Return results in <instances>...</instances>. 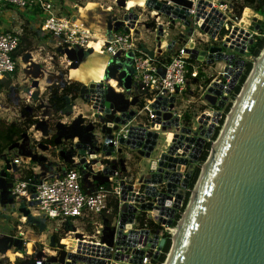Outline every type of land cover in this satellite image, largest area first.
Segmentation results:
<instances>
[{
    "label": "built area",
    "instance_id": "obj_1",
    "mask_svg": "<svg viewBox=\"0 0 264 264\" xmlns=\"http://www.w3.org/2000/svg\"><path fill=\"white\" fill-rule=\"evenodd\" d=\"M159 1L172 8L171 14H166L155 8L144 7V9L149 10L152 17L150 23H148V16L143 19V13L138 14L135 12L136 7L127 8L126 5L120 6L118 0H114L115 6L108 7L110 8V12L106 14V30L105 34L102 35V49L109 57L108 66L112 64L117 68L116 79L118 86L113 89L117 93L124 94L129 101L138 97V102L135 106L129 108V110L135 111L131 119L126 120L124 124L113 123L112 128L116 124H118V128L112 130L111 136L108 134L103 135L101 132L103 124L107 123H103L98 118V116H104L105 113L94 108L97 97H93L90 103L83 102L88 107L85 111L81 110L78 114L74 113L72 117L67 115L64 117L62 122L64 124H68L71 120L81 115L85 125L89 123L95 125V129L97 128L95 132L97 136L96 144L100 146V151L97 152L96 156L92 157L88 153L86 155L78 153V149L74 148V144L80 142L78 137H75L71 144L65 141L62 145H55L53 142V132H49L47 136H44L42 130L36 128L37 122L43 120V118H39L37 115L34 118L38 121L28 127L27 130H29L28 134L30 138L33 139L32 144L36 146V148L33 147L35 149L33 155H37V157L45 155L47 160L40 162L39 160H34L33 155L24 156L21 154L14 157L13 160L5 157L1 163L0 184L3 182L5 185H10V187L6 192L0 186V210L4 204L8 205L10 202L11 205L13 203L16 205L18 211L13 216L15 217L16 231L14 234L8 235L0 231V239L12 236L13 238L22 239L24 242V249L22 251L13 247L12 250L15 249L13 252L1 254V258L9 259L8 263H15L20 259V262L27 261L29 264H45L46 257H36V254L40 250L48 257L58 255L61 249L72 252L67 248L66 244L62 243L65 237H76V232L72 228H69L68 224L75 226L78 232L80 231L77 224H85L92 228L93 231L90 234L82 231L84 234L83 239L87 240V242L106 245L101 242L106 226L105 219L109 220L110 226L117 229L120 223L121 207L125 203L122 200L123 186L121 183L123 181L127 185H133V189L130 191V195L133 198L145 195L146 199L144 203L154 202V206L158 205L155 198L146 195L147 186H155L158 193H165L168 190L167 181L147 183L144 179L140 180L141 177L134 178L131 174L128 175L126 172L129 170H127V162L123 157L124 152L120 153L118 151L120 148L124 149L126 147L129 150L128 152H135L134 154L140 156L137 150H132L130 147L122 145L121 139L127 141L132 138V126L142 125L147 131L159 132L161 135L160 130L164 126L163 122L170 121L171 119L165 120L163 118L160 123H157L156 119L158 115L153 106L157 100L175 98L174 107L169 110L172 113V118H179V128L188 126L193 131H200L199 128L203 124L199 120L201 118L204 119V115L208 117L207 124H204L203 128L207 130L211 124H215L208 142L215 141L213 136L215 131L222 126L221 119L226 107L219 109L212 106L204 98V95L208 87L214 81H217L219 84H224L218 101L222 97L228 96L229 99L226 102V106L230 103L233 104L234 89L245 71L246 64L251 62L254 65L255 62L254 56L250 54V46L254 42L251 44L249 40L254 39L255 41L256 37L263 35L260 33L262 26L260 29L241 26L235 38L227 42V46L225 47L226 38L232 34L235 26L241 23L245 10L249 8L244 7L240 15L237 13L236 8L239 4H242L243 0H187L191 2V7L181 5L174 0ZM0 2L16 6L20 9L30 8L40 12L42 30L48 32L47 35L49 34V37L54 38L56 46L60 49L78 50L79 48H83L87 50L91 48V37L94 39V34H91L89 29H86L79 23L78 17L66 15L63 8L57 6L54 0H0ZM75 9L80 10V5L76 4ZM182 10H184L183 14L186 15V20L190 22L189 25L186 24V20L173 15L174 11L181 13ZM129 13L137 14L138 18L134 21L125 19V15ZM114 17L122 21L123 25L118 30L112 28L109 35L107 20ZM144 22L149 26L148 29L153 35L154 44L148 45L145 40L141 41L143 35L142 38L137 37L138 32L142 34L143 29L141 27H145ZM160 27H162L161 33ZM173 30H175L174 36H172ZM214 31H217L215 36L212 35ZM22 42L23 33L21 31H0V83L17 69L19 57H15L14 54L20 48ZM171 44L172 47H170ZM212 46H220L224 54H235V59H245V66L241 70L239 64L233 63L229 65L227 62H219L215 59L209 63L208 54H210ZM231 46H233L232 49H230ZM243 46L244 54L235 50L241 49ZM187 49L191 51L187 52ZM195 49L198 50V57L194 59L192 58V54ZM203 51L205 54L201 59L199 56H201V52ZM62 55L66 61V67L69 68L72 60L66 54L62 53ZM128 59H130L132 77L130 93L118 80L119 74L124 69L122 65L128 62ZM228 68H232L231 73H229ZM214 69L216 71L215 74L209 75V72L214 71ZM239 71L242 74L236 80L234 89L231 92H227L234 75ZM208 79L210 80L209 82H207ZM106 83L108 82L104 81L101 84L103 87H106ZM93 90L94 87L89 85L88 91L91 92ZM33 93L34 91L30 92L27 99L28 102L31 99L35 101ZM189 93H193L192 96L199 102L197 108L190 113L182 110V105ZM170 104L171 102H169ZM76 107L75 105L74 109ZM218 111L221 113L216 122L214 120L216 118L215 112ZM187 113L191 116L189 119L186 118ZM117 115H121V112H117ZM30 131H33V134ZM176 132L177 130L175 129ZM135 138L136 140H142L144 143L145 137L141 131H139ZM40 143L48 144L49 152L44 154ZM103 144L107 145L106 149H103ZM53 148L54 151H52ZM110 148L111 152L107 154ZM64 149L67 152H73L72 161L68 162L62 158L60 152ZM190 152L191 150L187 152V155ZM83 157L86 158L85 163L81 161ZM121 158L124 159V164H121ZM7 160H9L11 165H15L16 168L11 167L8 169ZM114 165H116L115 173L113 175L106 174L105 170L113 169ZM187 168V166H184L182 170V179L185 176ZM3 170L7 173L5 177L2 176ZM8 172L12 173V176L8 175ZM107 175L108 182H103L102 177ZM4 192L6 193L4 194ZM111 197H115L119 201L118 213L112 220L105 216V211L112 212V208L109 207ZM174 200L175 196H173L172 202ZM184 201L185 199L181 203L182 209ZM127 203L133 204L138 208L132 226L137 230H148L150 232L149 235L142 233L137 237L138 244L136 248L144 250L140 264H158L155 263V259L160 256L165 246L164 244L163 248L160 249V242L162 239L166 240V235H169L171 239L173 238L177 227V224H173L177 214L182 209L176 213L173 223L168 224L156 219L157 213L153 209H141L140 205L142 203L135 200H129ZM21 207L28 209L32 218L56 221L58 228L54 229L52 233L60 237L56 248L51 247L50 235L46 234L45 239L39 241L44 247L41 249L37 247L33 252H29L27 247L29 238L24 225L28 223L27 218L30 220V217L20 212ZM161 216L164 220L169 219L165 214ZM142 220L143 223H141ZM150 221L159 227L157 231H154L150 227ZM30 222L33 223L32 220ZM48 232H50V228ZM156 236L157 238H155ZM145 240L146 244L143 245ZM118 252L120 256L116 259L115 255ZM9 253H18L19 255L14 256V261H12ZM110 254L111 258L103 257L106 264H132L128 259H121V256L124 254L132 258L133 254L131 251H121L115 245L111 247ZM31 259H33V262H31Z\"/></svg>",
    "mask_w": 264,
    "mask_h": 264
},
{
    "label": "water",
    "instance_id": "obj_2",
    "mask_svg": "<svg viewBox=\"0 0 264 264\" xmlns=\"http://www.w3.org/2000/svg\"><path fill=\"white\" fill-rule=\"evenodd\" d=\"M174 1L186 7L192 5L187 0ZM118 4L125 6L126 1L118 0ZM147 6L171 14L172 8L159 0H148ZM183 12L184 10L181 13L174 11L173 15L186 20V15ZM137 18V14L134 13L125 15V19L132 21ZM189 23V20H186V24L189 25ZM261 24L262 21L259 20L251 29H260ZM122 25L123 22L116 17L108 18L109 35L112 28L118 30ZM161 32L162 27H160ZM47 33L45 32V34ZM216 33L217 31H214L212 35L215 36ZM249 42L252 44L254 39H250ZM224 46L226 47V44ZM232 48L233 46L230 47V49ZM235 50L244 54V46ZM60 51L72 60L70 68H76L92 49H60ZM189 51L191 50L187 49V52ZM197 54L198 50H193L192 58L198 57ZM204 54V51L201 52L199 57L202 59ZM214 59L219 62H227L229 65L239 64L241 70L246 64L245 59H235L233 53L224 54L220 46L210 48L208 62L211 63ZM254 60L251 73L239 95L233 98L232 107L214 142H208V138L213 132L215 124H211L207 130L203 128L209 119L205 115L203 116L204 119L199 120L203 124L199 128L200 131H193L188 126L179 128V118H172V113L169 110L174 107V97L157 100L153 105L158 115L157 123H160L163 118L165 120L171 119L163 122V127H173L177 130L170 144L161 145L159 143L160 133L147 131L142 125L131 127L132 138L130 140L121 139L122 145L137 150L140 157L146 159L149 164V169L140 180L144 179L147 183L167 181L168 190L165 193H158L155 186H147L146 195L155 198L158 203L157 206H154V202L144 203L145 195L133 198L130 195L133 185H127L123 181L121 183L123 186L122 200L125 203L121 207L120 223L117 229L110 226L109 220L105 219L106 226L101 242L106 245L88 242L78 247L82 249L81 252H67L61 249L58 255L49 257L40 250L36 257H46L45 264H106L104 258H111L110 249L116 245L117 249L131 251L133 254L132 258H129V255H122V260L128 259L132 264H140L144 250L136 248L137 237L142 233L149 235L150 232L148 230L140 231L132 226L138 208L127 203V201L135 200L142 203L141 209H153L157 213L156 219L172 224L176 213L182 209L181 203L185 199L187 191H191L189 201L177 222L171 249L162 264H264V49L259 57H254ZM122 66L124 69L119 74L118 80L130 93L132 87L130 59ZM228 71L231 73L232 68H228ZM116 72L117 68L114 65L108 66L106 79L116 78ZM241 74L239 71L234 75L227 92L234 89V84ZM223 85L214 81L204 95V98L212 106L219 109H224L229 99L228 96H225L218 101V97L222 94ZM39 86L40 82L34 80L33 87L38 88ZM91 87H94V90L89 92L87 89L86 93L87 86H82L80 99L82 102L90 103L93 97H97L94 108L105 113L104 116H98V118L103 123H107L103 124L101 132L103 135L111 136L112 130L118 128V124L112 128L114 122L124 124L135 114V111L129 110V108L137 104L138 97L129 101L124 94L117 93L112 86L103 87L101 83L92 84ZM33 98L38 99V92L33 93ZM66 101L67 106L62 113L65 115L74 110L70 96H66ZM169 102H171L170 105ZM117 112H121V115H117ZM220 113L219 111L215 112L216 118L214 120L216 122ZM108 123L110 124L108 125ZM36 128L41 129L44 136L50 132L47 121L44 119L37 122ZM55 128L57 130L53 140L55 145H62L65 141L71 144L72 140L78 137L80 142L74 144V148L78 149L79 154L86 155L88 153L95 157L100 151L99 144H96L95 132L97 128L95 129V125L92 123L85 125L81 115L68 124L57 122ZM139 131L145 137L144 143L135 138ZM23 137H28L27 133H24ZM208 143L211 144L209 155L202 162L201 156ZM14 144L15 147H18L20 143ZM40 145H42L40 146L42 151H49L48 145L44 143H40ZM106 148L107 145L103 144V149ZM12 149L13 146L10 147V150ZM189 150L191 152L187 155ZM118 151L122 153L124 149L120 148ZM110 152L111 148L107 154ZM60 154L68 162L72 161L71 157L74 155L73 152H67L65 149ZM33 159L45 162L47 157L45 155L38 157L33 155ZM81 161L85 163L86 158L83 157ZM120 161L121 164H124L123 158ZM184 166L188 168L182 179ZM198 166L201 167V172L191 190L190 182ZM11 167L16 168L7 160V168L10 169ZM115 169L116 165L113 166V169L105 170V173L113 175ZM6 175L7 173L3 170L2 176L5 177ZM102 181L108 182V175L103 176ZM0 186L2 190L6 187L3 182ZM173 196H175V200L172 202ZM20 212L30 217V212L25 207H21ZM164 214L169 217L168 220H164L161 216ZM30 220L39 225L41 233L49 231L43 220L32 217ZM67 226L76 232L78 239L83 240V232H78L77 228L71 224ZM49 239L51 247L56 248L58 244L56 235L51 234ZM165 242V239L161 240L160 249L163 248ZM145 244L146 240L143 245ZM13 247L22 251L24 249L23 240L12 236L0 239V254H5ZM115 256L118 259L120 253L118 252ZM0 264L10 263H8L7 258H0ZM11 264L29 263L27 261L20 262L19 259Z\"/></svg>",
    "mask_w": 264,
    "mask_h": 264
},
{
    "label": "rangeland",
    "instance_id": "obj_3",
    "mask_svg": "<svg viewBox=\"0 0 264 264\" xmlns=\"http://www.w3.org/2000/svg\"><path fill=\"white\" fill-rule=\"evenodd\" d=\"M73 1L80 5V10L70 9L71 11L69 12H72V14L68 13V11H66L65 14L78 17L79 23L82 24V26H84L86 29H89L91 34L104 35L106 30L105 23L107 11L105 12V14L101 15L99 9L104 8L106 10L110 6H115L114 0ZM71 4L73 5V3ZM144 7L146 8L147 6L145 5ZM144 7H136L135 12L138 14L143 13V19L148 16V23H150L152 17L149 13V10L144 9ZM82 14L83 16H80ZM257 16L258 14H256L254 10H252L250 7L247 8L244 12L241 23L235 26L232 34L226 38V42L224 44H226L227 46V42L235 38L241 26H250V23L254 22V19ZM259 17L260 21H262V26L264 17ZM40 20H42V17L40 18ZM144 25L145 29L142 26V34L138 32L137 37L142 38L143 35L144 39L142 38L141 41L145 40L148 45L154 44L153 35L148 29L149 26L146 24V22H144ZM100 29L102 30V32ZM22 33L26 38L23 45L29 46V49L21 57H19L17 69L4 80L3 83L5 84H3V87L0 88V122L3 125H25V120L34 115H38L39 118H43L45 120L59 118L61 117L63 110L56 111L54 106V93L57 91V86H59L58 83L61 84L62 82H77L83 85H87L100 77L99 64H96L94 69L91 71L87 70L80 73L73 72L71 75L70 67H66V61L62 53L60 52V48L56 46V42H54L53 37H44L41 25L35 30L28 26H25V32L22 31ZM174 34L175 30L172 31V36H174ZM215 72L216 71L214 69V71L209 72V75L215 74ZM34 80H38L40 82V86L38 88L33 87ZM31 91L38 92V99H35V101L31 99L28 102L27 99ZM192 95L193 93H189V95L185 99L187 101L182 105V110H185L189 113L197 108V104H199L198 100ZM77 102L78 101H76L77 107L73 110V114L75 113V110H78V108H83L81 102ZM160 131L161 136L159 138V143L161 145L168 144L173 141L175 136V129L173 127H162ZM27 132L29 133V130H27ZM30 133L33 134V131H30ZM32 142L33 139H31L30 137L27 140H23V138L20 140L17 139L15 143H20L18 147H15L16 145L13 144L12 150H10V146L0 155V165L4 161L5 157L13 160L17 155H33V153L35 152L34 148H36V146L32 144ZM30 144H32V146ZM128 151V148L125 147L123 157L126 162L129 163L131 175L134 176V178H143L147 170L149 169L147 160L142 157H138L136 154H134L135 152L131 153ZM131 154L132 156H130ZM9 174L10 176H12V173L8 172V175ZM9 187L10 185H6L4 191L7 192ZM6 192H4V194ZM4 211L7 212L8 217H12V212L15 215L18 209L13 203V205H11L10 207L7 205ZM43 222H45L50 228V232H44L45 234L51 235L54 229L58 228L55 220H43ZM7 226L5 227V229L6 232L9 233V227L11 226L12 229L13 226ZM77 226L80 232L83 231L86 234H90L93 231L92 228H89L82 223H78ZM29 227H31L30 224L24 225L25 230L29 229ZM35 232L37 235H41L39 228H37ZM80 242L88 243L85 239L81 240ZM30 244L32 249H35L36 246L39 249L44 247L41 242H37L36 245L31 242ZM7 261H9V259H7Z\"/></svg>",
    "mask_w": 264,
    "mask_h": 264
},
{
    "label": "trees",
    "instance_id": "obj_4",
    "mask_svg": "<svg viewBox=\"0 0 264 264\" xmlns=\"http://www.w3.org/2000/svg\"><path fill=\"white\" fill-rule=\"evenodd\" d=\"M244 7H250L252 10H254L256 13L262 15L264 17V0H243L242 4H239L237 6V13L240 15L242 10L244 9ZM261 34L264 33V22L260 31ZM44 37H49V34L44 35ZM25 36H23V42L22 45L20 46V48L15 52L14 56L15 57H21L28 49L29 46H24V42H25ZM264 49V36H258L255 38L254 43L250 46V54L254 57H259L262 50ZM253 68V64L251 62H248L246 64V68L245 71L243 73V75L240 78L239 83L236 85L235 89H234V94H233V98H235L241 91L244 83L246 82L249 74L251 73V70ZM210 80L208 79L207 82H209ZM3 84L5 83H0V88L3 87ZM9 84V82H8ZM80 83H72L69 87H66L63 85V83H58L59 86H57V91L54 93L55 97V106L57 109H63L66 105H67V101H66V94H73L72 97L73 99L76 96V92L79 90V88L77 87L76 90H73V86L79 85ZM232 107V103L228 104L225 108V112L223 114V117L221 119V124H224L225 118H226V113H228L230 111ZM39 111V108H38ZM37 115H34L30 118H27L25 120V125L22 124H9V125H3L0 122V155L7 149L9 148L10 145L14 144L15 141L18 139H22L23 138V134L27 132V128L30 127L31 125L35 124L38 120L35 119L34 117ZM191 116L187 113L186 114V118L189 119ZM220 133V128H218L215 133L213 138L216 139L218 137ZM211 148V144L208 143L204 152L202 153L201 156V161L204 162L208 155H209V151ZM201 172V167L198 166L192 176L191 182H190V188L193 189V187L195 186L198 177L200 175ZM191 195V192L188 191V193L186 194L185 197V201H184V206L183 209L180 211L179 214H177L176 219L174 221L173 225H176L178 220L181 218L182 212L184 211L188 201H189V197ZM109 207L112 208V212H108L105 211V216L110 218V220L113 219L114 216H116V214L118 213V208H119V201L117 198L115 197H111V199L109 200ZM141 223H143V220L141 221ZM149 225L151 228H153L154 231H157L159 229L158 226L154 225L153 222H149ZM32 227L34 228V230H36L37 228H39V225L36 224H32ZM90 228V227H89ZM166 243L163 249V252L160 254V256L155 259V263L158 264H162L163 262H165L167 254L169 253L170 249H171V245H172V239L169 235H166ZM56 240L57 243H59L60 241V237L58 235H56ZM30 252L33 251V249L31 248V244L30 247L28 249ZM31 262H33V259H31Z\"/></svg>",
    "mask_w": 264,
    "mask_h": 264
},
{
    "label": "crops",
    "instance_id": "obj_5",
    "mask_svg": "<svg viewBox=\"0 0 264 264\" xmlns=\"http://www.w3.org/2000/svg\"><path fill=\"white\" fill-rule=\"evenodd\" d=\"M54 1H55L57 6H61L63 8V11L64 12L68 11V13H72V12H69V11H71L70 9L75 10V5L77 4L73 0H54ZM71 3H73V5ZM99 11L101 12V15H103L107 11V9L105 10L104 8H100ZM107 13H109V12L107 11ZM80 16H83V14ZM38 17H39V19H38ZM40 18H41V14L37 10L30 9V8L20 9L16 6L0 2V31L1 30H14V31H21V32L24 31L25 32V26H28V27L35 30V29L39 28L41 25L42 20H40ZM101 24H102V20H101ZM43 34L46 35L44 31H43ZM94 67H89V68H86L85 70H74L73 72L80 73V72H85L87 70L91 71L94 69ZM99 69H100V75H99L100 77L95 79L93 82H100L104 79L107 81L106 77H104L102 69L100 67H99ZM78 102H81V101H78ZM81 104H82L83 108H80V109L78 108L77 111L75 110V114H78L81 110L85 111L88 108L82 102H81ZM138 157H140V156H138ZM127 170H129V171L126 173L128 175H130L131 172H130L129 163H127ZM5 205L7 206V204H4L0 210V231L6 235L14 234V232L16 231V222H15V217H13V216H15V215L12 214L11 215L12 217H8L7 212L4 211L6 208ZM10 205L11 204L9 202L8 206L10 207ZM27 220H28L27 224L31 225V227H29V229H26L27 236H28L30 242L36 245L37 242L45 239L46 234L41 233L40 236L37 235L34 228L32 227V224H34V223H31L28 218H27ZM9 222H11V223H9ZM9 225L13 226L12 229H11V226L9 227ZM6 226L10 228L9 233L6 232V229H5ZM36 248H37V246H36ZM10 251L13 252L14 249L13 250L10 249L6 253H8ZM16 255H17V253L16 254H10L12 261H14V256H16ZM1 256L2 255L0 254V258H1Z\"/></svg>",
    "mask_w": 264,
    "mask_h": 264
},
{
    "label": "bare ground",
    "instance_id": "obj_6",
    "mask_svg": "<svg viewBox=\"0 0 264 264\" xmlns=\"http://www.w3.org/2000/svg\"><path fill=\"white\" fill-rule=\"evenodd\" d=\"M125 1H126L127 8H134V7H138V6L139 7H144L145 5L147 6V3H148V0H125ZM107 11L110 12V8H107ZM259 16L260 15H258L254 19V22H251L250 23V27H252L255 23H258L259 22V20H260V17ZM101 32H102V30H101ZM93 38L94 39H92L91 40V43H90V47H91L92 51L90 53H88L79 62L78 67H76V68H70L71 75H72V73H73L74 70H85L86 68L94 67L96 64H99V67L103 71L104 77H106V70L108 68L109 57H108V55L102 49L103 36H102V34H100V35H93ZM104 81H106V80L104 79V80H102L100 82H90L87 85L99 84V83H103ZM107 81H108V83L113 88H117L118 82H117V79L116 78L110 77L109 79H107ZM80 241L81 240L78 239L77 237L68 236V237H65L62 240V243L66 244L67 248L70 251H72V252H81L82 249H79L78 247H80V245H85L86 243L85 242H80ZM27 247L29 249V247H30V240L28 241ZM34 250L35 249H33V251Z\"/></svg>",
    "mask_w": 264,
    "mask_h": 264
},
{
    "label": "flooded vegetation",
    "instance_id": "obj_7",
    "mask_svg": "<svg viewBox=\"0 0 264 264\" xmlns=\"http://www.w3.org/2000/svg\"><path fill=\"white\" fill-rule=\"evenodd\" d=\"M63 83V85L64 86H66V87H69L72 83H75V82H62ZM107 84V86H110L108 83H106ZM85 85V84H84ZM83 84H79V85H76V86H73V87H71V88H73V90H76L77 89V87L79 88V90L76 92V96H75V98L73 99V97H72V95L73 94H66V96H70L71 97V103H73L74 104V106L76 105V101H81L82 102V100L80 99V96L82 95V86H84ZM87 86V88H86V93H87V89H88V86L89 85H86ZM55 97V96H54ZM83 103V102H82ZM54 106H55V100H54ZM67 106V105H66ZM66 106L63 108V109H57L56 108V106H55V109H56V111H62V110H64L65 108H66ZM66 115L65 114H61V117H59V118H55V119H50V120H46L47 121V124H48V130L50 131V132H53L54 133V138L56 137V134H57V130H56V128H55V124L57 123V122H63V120H64V117H65ZM67 116H70V117H72L73 116V111L70 113V114H67ZM36 117V116H35ZM45 120V119H44ZM27 136L28 137H23V140L24 139H28L30 136H29V134H28V132H27ZM13 145V144H12ZM12 145H10V146H12ZM31 146H32V144H30ZM46 145H48V144H46ZM9 146V147H10ZM42 146V145H41ZM42 148V147H41ZM44 153H47V152H49V151H43Z\"/></svg>",
    "mask_w": 264,
    "mask_h": 264
}]
</instances>
